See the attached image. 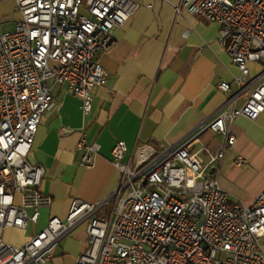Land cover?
<instances>
[{"label":"built area","instance_id":"1","mask_svg":"<svg viewBox=\"0 0 264 264\" xmlns=\"http://www.w3.org/2000/svg\"><path fill=\"white\" fill-rule=\"evenodd\" d=\"M14 1L15 29L4 33L0 27V264H49L58 244L87 223L88 248L77 264H264V192L250 207L233 204L216 178L226 149L237 140L232 125L264 114V0H181L176 7L220 26L221 45L241 73L240 87L251 75L250 64L262 66L246 103L238 107L236 97L229 99L204 127L224 137L210 164L205 167L190 151L191 141L134 167L120 142L112 153L121 173L110 197L112 212L100 217L107 201L75 200L65 220L52 217L22 247L8 244L5 232L38 225L42 210L54 202L41 191L45 169L28 160L54 104L50 82L67 86L90 114L94 91L107 78L99 55L140 6L133 0ZM219 88L231 91L225 82ZM78 149L83 166L92 167L100 146L83 138Z\"/></svg>","mask_w":264,"mask_h":264},{"label":"crops","instance_id":"2","mask_svg":"<svg viewBox=\"0 0 264 264\" xmlns=\"http://www.w3.org/2000/svg\"><path fill=\"white\" fill-rule=\"evenodd\" d=\"M133 1L139 9L115 29L114 44L99 55L107 78L94 91L90 114L67 86L50 82L54 104L42 118L28 160L45 169L41 191L54 202L42 210L38 225L9 230L17 239L8 244L22 247L52 217L65 220L75 200L107 201L100 217L109 215L114 207L110 197L121 184L112 155L120 142L127 145L126 160L134 167L191 141L190 151L208 166L224 137L204 127L229 99L236 97L234 103L241 107L255 90L249 84L258 65L250 64L251 75L240 87L236 79L241 73L221 45L218 24L178 13L181 0ZM224 82L231 85L227 94L219 88ZM231 131L237 140L226 149L216 178L231 203L250 207L264 192V114L255 122L240 117ZM83 138L100 146L89 168L78 149ZM239 158L244 165L237 166ZM87 227L83 224L65 237L49 264H77L88 248Z\"/></svg>","mask_w":264,"mask_h":264},{"label":"rangeland","instance_id":"3","mask_svg":"<svg viewBox=\"0 0 264 264\" xmlns=\"http://www.w3.org/2000/svg\"><path fill=\"white\" fill-rule=\"evenodd\" d=\"M142 6L143 5H141V7ZM17 18H18V14L16 11V2L14 0H7L0 4V20L2 21L5 19V23L2 24L0 27L4 33L11 32L15 29L16 27L15 21ZM258 70H260L258 74L261 73L262 66L258 65ZM4 237H5V241L7 242L17 239V236L14 235L13 233H10L9 230L5 232Z\"/></svg>","mask_w":264,"mask_h":264}]
</instances>
